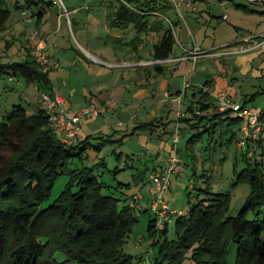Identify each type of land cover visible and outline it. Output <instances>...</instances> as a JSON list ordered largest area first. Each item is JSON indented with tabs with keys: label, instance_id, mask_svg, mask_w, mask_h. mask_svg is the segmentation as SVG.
Returning <instances> with one entry per match:
<instances>
[{
	"label": "trees",
	"instance_id": "1",
	"mask_svg": "<svg viewBox=\"0 0 264 264\" xmlns=\"http://www.w3.org/2000/svg\"><path fill=\"white\" fill-rule=\"evenodd\" d=\"M14 1L16 9L30 11L32 18L38 16L36 26H40L55 4L52 0ZM128 1L134 9L118 1L116 24H132L141 32L160 33L163 30L164 19L158 16L172 9L167 1ZM239 7L247 9L248 5L240 4ZM154 14L156 18L149 22V16ZM11 15L8 1L0 0V32L7 29ZM159 36L152 57L166 60L174 54L176 37L171 27ZM139 38L138 44L134 45L136 51L143 43ZM1 57L0 54V80L10 75L22 76L28 83L53 92L50 72L44 73L40 69L30 50L22 61L3 63ZM258 94L254 93L249 101H254ZM202 97L207 99L209 96L204 93ZM199 101L187 109L192 114L190 119L180 118V121H193L185 145L191 158L197 157L194 147L205 135L212 142L217 141L216 132L221 124L227 122L226 127L233 133L227 139L230 141L238 138L242 123L241 118L230 110L221 111L215 101ZM247 103L245 101L243 105L247 106ZM34 107L35 112L28 114L22 104H15L0 120V264H133L132 255L125 252L124 245L138 221L136 196H133L134 203L122 205L121 201L126 199L104 193L105 188L112 186L102 179V175L95 173V167L70 170L73 159L83 160L89 148L101 149L111 139L100 136L103 140L93 143V139L86 137L77 143L66 144L52 132L44 108L38 103ZM259 112L261 130L248 140L242 158H238L246 162L238 178H246L252 186L239 213L228 215L230 194L214 193L209 187L200 190L211 197L192 204L188 211L182 209V213L175 214L161 229L157 227L153 213L148 232L158 252L149 264H185L188 259L195 264H264V215L261 217L264 211V157H258V149L264 145V108ZM147 124L155 125L147 122L139 126L146 127ZM221 143L224 145V140ZM67 172L75 178L78 189L73 190V180L51 204L42 207L52 193L56 178ZM139 172L145 182L146 173ZM197 175L195 170L191 179ZM130 187V183L123 181L116 186L119 190ZM250 212L254 219L249 218ZM172 223L176 237L170 239ZM233 244L237 245L236 259L230 263ZM58 253L65 259L59 261Z\"/></svg>",
	"mask_w": 264,
	"mask_h": 264
},
{
	"label": "rangeland",
	"instance_id": "2",
	"mask_svg": "<svg viewBox=\"0 0 264 264\" xmlns=\"http://www.w3.org/2000/svg\"><path fill=\"white\" fill-rule=\"evenodd\" d=\"M7 1L8 7L12 11V17L18 15L20 11L16 9L15 1ZM52 1L55 3L54 7L51 8L48 16L42 19L40 26L47 32L51 31L53 27V29H59L56 34H53V32L49 33L48 37V49L50 51L48 54L50 55L51 62L55 63L53 57H56L58 61H56L58 66L50 71L53 77V88L59 92L73 90L76 95H79L84 93L85 90H90V92L95 91L101 82V84L112 85L115 91L113 97L114 109L104 107L101 100L98 98L93 102L100 109V112H103L102 114L105 117L110 118L106 123H102L104 126L101 127L105 129L102 130L105 135L101 134V136L107 139L110 138L111 141L105 143L101 149L89 148L85 152L83 160L73 159L70 164V170L82 166L95 167V173L102 175V179L108 185L112 186L110 188H105L104 193L126 199L121 201L122 205L134 203L133 196L139 193H145V195H148V198L152 194L154 199L152 190L155 189V183H153L151 175L154 172L163 170L161 169V165L166 163L168 154V150L161 149L160 139L157 138L160 135L158 129L163 125V122L160 120L164 117L166 119L165 121L169 123L170 121L172 122L173 120L171 119L175 117V113H173L170 118L168 116V109L163 105L162 100L165 92V88H163L165 86L163 85L166 83V86H168L173 80L172 72L175 65L174 63L162 64L163 66L165 65L166 70L164 73L159 74L154 66H145L142 68L141 72H138V70L131 66L113 68L99 62L97 63L91 54L98 58L111 59L110 61H112L115 56H122L124 59L131 60V58H134L139 52L144 59H148L152 57L153 46L158 38H160L159 34H162L164 30L170 28L164 16L169 17L174 22V15L170 11L158 13V18L164 19L163 30H161L160 33L153 32V34L150 30H144L142 32L137 31L134 25L127 26L123 24L119 26L120 24H116L117 15H106V9L111 7L110 4L112 1L63 0L64 6L71 12L70 21H68L65 16L61 28V25L59 26L58 13L61 11V14H63L65 11L60 3L58 4L56 0ZM118 3L117 0H114L115 5H113V7L115 9ZM77 8L80 9V11L75 13L73 10ZM219 8L213 5V9L217 11L215 14L218 15V17L220 14ZM108 11H110L109 14L112 12L111 9ZM248 16L249 15L243 12L240 19L244 21L249 18ZM233 17H235L237 21L238 18H236L235 15ZM233 17H231L229 21L233 22ZM155 18V15L149 16V22H153ZM34 19L35 23L33 22L32 24L35 25L38 16H35ZM216 20L218 21H215L211 26L207 25V27L211 28L210 30L212 31L213 29H217V35L222 39L225 38L227 41L232 40L245 32L242 29L236 28L234 24L228 21L221 20L220 18ZM180 22L179 24L174 22V34L176 37L174 54H180L187 50L182 48V45L189 47L188 40L191 38L189 31L194 35L192 27H187L184 20ZM202 27L204 26L202 25ZM194 31L196 34L197 30L195 28ZM210 34L213 35L212 33ZM26 35L27 32L25 30L17 32L7 31L6 29L0 32V54L2 55L1 59L3 63L12 62L13 60L22 61L29 50L32 53V47L25 40ZM196 35H198V33ZM139 37L143 39V43L138 45L139 51L137 52L136 49H134V45L138 44L137 41ZM225 45L227 44L206 51L218 52L224 49ZM224 58L230 57L229 55L222 57L207 56L200 58L196 62L190 61L187 63L184 61L181 63L182 69L180 72L184 74V68L188 66H192L194 68L193 70L197 68V72L199 71L198 78L203 82L209 78L210 73L213 75V78L219 75L221 79L225 81L227 90L231 84H235V88L239 92L237 100L240 103H245V101L248 102L247 107L254 111L263 109L264 92L258 94L254 101H249V97L257 93L261 85H264V78L252 76V72L244 74L241 70V73L236 74V76L239 77L236 80V78L233 77L235 74L233 76L227 75V72H232V66L225 65L223 63L224 61H222ZM228 62L233 64V59H229ZM147 69L151 70L153 75H150V71L148 72ZM103 70H105L104 72L106 74L101 73ZM201 70L202 72H200ZM111 72H117V74L120 75L121 80L118 86H115L116 79L115 76L111 77ZM154 91L157 93L155 97L152 95ZM34 93V84L28 83L24 77L21 76L16 78L14 75L3 77L0 80V120L3 115L11 112L15 104H22L28 114H33L35 112V107L30 101ZM147 105L150 106L149 110H152L151 113L146 110ZM102 106L104 107V111ZM133 114L136 115V119H132ZM100 121H102V119H100L99 122ZM119 121H122L124 125H117ZM147 122H153L155 125L147 124L146 127L139 126ZM87 123L88 121L85 122V125ZM178 123H183L180 121V118H178ZM189 125L191 126L189 123L187 127H189ZM226 126L227 122L225 125L221 124L218 127L216 132L217 141L212 142L209 140L208 136L205 135L201 142L196 143L194 147L197 155L196 158H191L188 155L185 145L189 135L183 137L186 127H180V145L182 148L179 152L185 162L186 169L183 174L172 175L170 178V186L165 193V197L171 201L173 208L188 211L192 204L205 198L208 199L211 196L200 190V188L205 187H209L214 193L228 192L230 194L228 215L236 216L243 207L247 197L251 194L252 186L246 178H238L239 172L246 165L245 160H239L242 158L244 149L239 147L238 138H236V140L235 138L230 141L227 140L231 138L233 133L230 132L229 128ZM239 132L240 130H238V134ZM95 135L99 137V133ZM185 135H187V133H185ZM102 140V138H98L93 139L92 142L98 143ZM221 140H224V145H222ZM165 143L166 142H164V144ZM209 144L211 145L210 147L208 146ZM97 146L100 145L97 144ZM263 149L264 145L263 148L260 147V149H258V157L260 159L264 157L262 155ZM117 167L120 169L118 168V172H115L117 171ZM155 167H157L156 170ZM195 170H197L198 175L191 179ZM139 171L146 173L145 182L140 185L138 181L142 174ZM74 179L73 175L69 172L58 176L55 180L51 195L43 202L42 207L51 204ZM119 181L130 183L131 187L125 190H119V188H116ZM74 182L73 190L76 191L78 186L76 185V180H74ZM139 199L140 198L137 196V200ZM205 202L207 203L209 201L207 200ZM147 203L148 200H145L143 204L147 206L145 209L149 207ZM139 204L140 201H138L137 207ZM139 208L142 209L141 206ZM139 208L135 210L138 221L124 245V250L126 253L132 255L131 260L133 264H149L158 252V247L154 244L148 232V226L150 220L154 218V214L151 210L143 212L141 209L139 210ZM263 215L264 211L261 217H263ZM249 218L254 219L255 216L250 212ZM175 237V227L174 223H172L169 226V238L173 239ZM236 250L237 245L233 244L229 255L230 263L235 262ZM56 258L59 261L65 259L64 255L61 253H58ZM185 264L195 263L191 259H188Z\"/></svg>",
	"mask_w": 264,
	"mask_h": 264
},
{
	"label": "crops",
	"instance_id": "3",
	"mask_svg": "<svg viewBox=\"0 0 264 264\" xmlns=\"http://www.w3.org/2000/svg\"><path fill=\"white\" fill-rule=\"evenodd\" d=\"M161 1L162 2L167 1L170 4L169 0H159V2H161ZM109 2H111V4H110L111 7L106 9V15L107 16H110L111 14H115L118 11V4L116 5V9H115L113 7V5H115L114 0H109ZM240 4H242V5L247 4L248 8L247 9L244 8L245 6L239 7ZM213 5H216L218 8L220 7L219 8L220 9L219 17H218V15L215 14V12H217V11H216V9H213ZM88 7H86V8H88ZM110 9L112 10V12L109 14L110 11H108V10H110ZM113 9H114V11H113ZM50 10L51 9L48 10V12L44 18H46L48 16V13ZM19 11H20L19 12L20 15L18 14L14 17H12V15H11V18L7 24V26H8L7 31L9 30V31L21 32L22 30H25L27 32V35L25 36V40L28 42V39H27L28 34L29 33L31 34V32H33L36 29L39 30L40 37L45 40L46 49H47L48 53H50V51L48 49L49 33L53 32V34H56L59 29L58 28L53 29L54 27L53 28L51 27L52 28L51 31H48V32L44 31L41 26H36V24L35 25L32 24L33 22L35 23V19L32 17L29 18L30 11L27 10L26 14H24L22 10H19ZM73 11L76 13V12H79L80 9L77 8V9H74ZM169 11L174 15V18H175L174 22L176 24L177 23L179 24V23H181L180 22L181 20H184L185 25L187 27H192V29H193L194 35L191 33V31H189L191 34V38H192V39L190 38L188 40L189 47L182 45V48L187 49V50L183 51L184 53L181 52L180 54L179 53L173 54L170 58H168L166 60V62H163V63L158 62L159 63L158 66H155V63H153L156 60H154L152 57H150L148 59H144L142 57V55L139 54L138 50H137L138 53L136 54V56L134 58H131V60L124 59L122 56H120V57L115 56L114 60L112 59V61H110L111 59H101L100 57L98 58L97 56H95L91 53L90 54L97 61V63L99 62L101 64H105V65H108L109 67H113V68H117V67L122 68V67H126V66H131L132 68H135L136 70H138V72H141L142 68L145 66H147V67L154 66L157 69L158 74L164 73L166 68H165V65L163 66L162 64L174 63L175 68L172 72V77H173L172 81L173 82L171 81V83L168 86H166V83H164L163 86H165V87H163V88H165L164 89L165 92L182 93L183 102H182L181 108H182V112H183V117L186 119H190L192 116V114L190 112H188L187 109L189 108V106L191 104L192 105L198 104V102H200L199 99H201V101H205L206 103L215 101L218 104L217 96L221 95V94L222 95L225 94L229 98H231L235 101H238L237 98H238L239 92L235 88V84H231L227 90V86H226L225 81H223L219 75L215 76L213 78V75L211 73L209 75V78L203 82L201 79L198 78L199 77V71L197 72V68L195 70H193L194 68L192 66H188V67L184 68V71H185L184 74L182 72H180V70L182 69L181 63L184 61L187 63L190 61L194 62L190 53L195 49H199L201 51L211 50L212 48L222 46L223 44L234 43L236 41L242 40L241 38H244L245 36L260 35V34L264 33V0H258L256 3H253V4H248V3L241 2V1H235V2L227 1L224 4L223 2H221V0H193L192 6L183 7V9H182L183 15H181L177 10H175L173 8V6H172V9H170ZM70 12L71 11H68V14L67 13L61 14V11L58 13L59 26L61 25V28L63 26V18L65 16L67 17L68 21H70L69 20ZM243 12L246 13L247 15H249L248 16L249 18H247L244 21H242L240 19L241 14H243ZM225 15H227L226 18H224ZM234 15L236 16V18H238L237 21H236L235 17H233ZM231 17H233V22L229 21ZM218 18L234 24V26L236 28L242 29L245 32L242 35H240L239 37L232 39V40H228V41L225 38L224 39L220 38L217 35V32H218L217 29H213V31H212V30H210L211 28L207 27V25L211 26L212 24L215 23V21H218V20H216ZM245 22H247V23H245ZM130 25H132V24H130ZM202 25L204 27H202ZM194 28L197 30L196 34L198 33V35L195 34ZM210 33H212L213 35H211ZM180 56H185L187 58L183 59V60H173L172 61L173 58L180 57ZM229 57L230 58H224V60H222V61H224L223 63L225 65L232 66V70H231L232 72L231 73L227 72L228 76H230V75L233 76L235 74V76H233V77L236 78V80H237L239 77L236 76V74L241 73V70H242L244 74H248V73L252 72L253 73L252 76H256L258 78H264V49L256 50V51H252V52H248V53L229 55ZM53 59H54L53 60L54 62L57 61L56 57H53ZM229 59H233V62H232L233 64L228 62ZM104 71L105 70H103L101 73L106 74ZM149 71H150V75H151L153 72L151 70H148V72ZM193 71H195V72H193ZM200 72H202V70ZM114 76L116 79L115 80V86H118L120 84L121 77H120V75L117 74V72H111V77H114ZM50 79H51V83H52L51 85H52V87H54L52 74H50ZM186 83L189 84V87H187V88H186ZM34 87H35V93H34L33 98L31 99L30 102L35 106L37 104L36 97L39 95V92L42 89H40V87L36 84H34ZM226 90H227V93H226ZM260 90H259L260 92L257 91L259 94L264 92V85L260 86ZM52 91L54 93H57V94H63L67 98V101L65 103L67 108L79 109V108H82L83 106H86L90 103L95 102L96 98H98L99 100H101V103L104 105V107L114 109L113 97L115 95V91L112 88V85H110V84H103V83L101 84V82H100V85L98 86V88L95 91L90 92V90H85L84 93L79 94V95H76L75 91H73V90L59 92L53 88ZM204 93H206L209 96L207 99L205 97H202V95ZM152 95H153V97H155L157 95V93L154 91ZM250 98H251V96L249 97V99ZM163 105L169 111L168 116L171 118V115L173 113H175V117H173V119H171L173 121L172 122L170 121L169 123L165 121L166 119L164 117H162L163 119L160 120L161 122H163V125L160 126L158 129V131L160 132V135L157 138L160 139L161 149L162 150H165V149L168 150L167 151L168 152L167 161L165 164L162 163L163 165H161L162 166L161 169H164L167 166L169 155L173 151V147H174L173 146V135H174V131H175L176 125L178 123V118H179L178 113H177V110H178L177 108L179 105L176 102H173L171 100H168L167 102L163 101ZM104 107H103V111H104ZM146 108H147L146 110L149 113H151L152 110H149L150 106L147 105ZM212 109H213V106L210 107V110H212ZM101 111H102V109H101ZM102 113L103 112H101V115L96 117V118H91L92 120L87 119L84 121L82 130L79 133L76 140L74 141V143H77L78 141L84 140L86 137H90L91 139H95V138H99L101 136V134L105 135V134H103L104 132L102 131L105 129H103V127H101V126H104L102 123H106L107 120L108 121L110 120V118L105 117ZM100 119H102V121L99 122ZM132 119H136L135 114H133ZM186 119L182 121L183 123H180V127H186L185 132L183 134V137L188 136V130L190 129L189 127H187L189 122H187ZM86 121H88V123L86 124L87 126L85 125ZM191 122H193V121H191ZM117 125L122 126V125H124V123L122 121H119ZM130 126L134 127L132 125H130ZM98 133H99V137H97L98 135H95ZM185 133H187V135H185ZM183 137H182V139H183ZM164 142H166V143L164 144ZM181 148L182 147L179 143V146H178L179 151ZM156 168L157 167H155V170H156ZM196 169H197V167H196ZM149 178H150V175H149ZM143 181H144V178L141 177L138 181L139 185L144 183ZM135 196H136V198H137V196L140 198L138 200V201H140L138 208L141 206L142 209L139 208V210L141 209L144 211L145 208H147V206L143 205L145 200H148L147 205L149 206L148 209L150 210L151 203L153 201V195L152 194H151V196H149V198L147 197L148 195H145V193H139L138 195L136 194ZM169 202L171 203L170 200H169Z\"/></svg>",
	"mask_w": 264,
	"mask_h": 264
},
{
	"label": "built area",
	"instance_id": "4",
	"mask_svg": "<svg viewBox=\"0 0 264 264\" xmlns=\"http://www.w3.org/2000/svg\"><path fill=\"white\" fill-rule=\"evenodd\" d=\"M134 9L128 0H117ZM227 1H241L248 4L256 3L258 0H221L225 4ZM56 2L61 4L64 8L65 13L68 14L67 7H65L63 0H56ZM170 4L175 10H177L181 15L183 7H190L193 4V0H169ZM27 11H24L25 14ZM227 15L224 16L226 18ZM168 21L170 27L175 32V25L173 21L164 16ZM28 43L32 47V54L35 61L38 63L40 69L44 73H49L51 70L58 66L57 62L52 63L50 55L46 49V42L40 37L39 30H34L31 34L27 36ZM264 49V33L260 35H249L245 36L242 40L230 43L224 46V49L218 52L201 51L199 49L193 50L190 55L196 62L202 57L207 56H228L241 53H248L256 50ZM185 56L175 57L173 60H183L186 59ZM167 60V59H166ZM166 60H156L153 63H163ZM147 64V63H146ZM189 84L186 83V88ZM182 93H170L165 92L163 95V101L167 102L171 100L179 105L177 110L179 118L183 116L182 112ZM37 103L40 104L42 108L49 115L50 127L52 132L59 137V139L66 143L72 144L79 133L82 130L83 123L87 119L96 118L100 116V109L94 103H90L79 109L67 108L66 101L67 98L63 95L49 92L46 90H41L39 95L36 97ZM218 107L221 111L230 110L234 114L241 118V127L238 134V145L244 150L248 146V140L254 138L261 130L260 123V112L249 109L244 106L243 103L235 101L225 94L217 96ZM197 113L200 110L197 109ZM181 141V128L180 124L177 123L174 136H173V151L169 155L168 164L162 171L154 172L151 175L153 183H155V189H153L154 199L151 204V210L157 218V227L163 228L167 223H170L173 216L177 213H182V210L173 208L169 200L165 197L166 191L170 186V178L172 175H181L184 173L186 166L185 162L179 152L178 146ZM252 155V150L249 152Z\"/></svg>",
	"mask_w": 264,
	"mask_h": 264
}]
</instances>
